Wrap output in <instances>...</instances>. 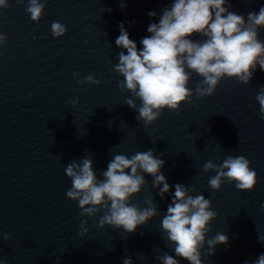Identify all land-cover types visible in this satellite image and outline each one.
I'll list each match as a JSON object with an SVG mask.
<instances>
[{
  "label": "water",
  "instance_id": "95a60500",
  "mask_svg": "<svg viewBox=\"0 0 264 264\" xmlns=\"http://www.w3.org/2000/svg\"><path fill=\"white\" fill-rule=\"evenodd\" d=\"M173 2L47 0L38 23L26 12L28 0H8L9 6L0 9V33L7 36L0 47V264H123L126 257L133 264H160L154 257L163 252L190 264L175 256L161 230L176 184L194 185L192 195L212 201L218 218L206 239L218 232L229 238L213 255L205 243L203 264H254L264 254L258 239L264 236V119L256 100L264 70L257 66L249 84L225 78L207 97L196 95L202 77L191 73V102L179 111L164 109L152 125L136 119L138 111L125 103L135 98L121 91L123 77L113 71L118 53L127 54L116 45L120 25L142 49L140 41L151 35L148 26L159 23ZM228 2L229 11L246 21L264 7V0ZM152 11L155 17L148 15ZM53 21L67 27L63 37L53 36ZM189 38L206 39L198 33ZM259 39L264 42V27ZM88 75L101 84H80ZM148 150L165 161L161 172L172 189L161 198L153 177L141 173L147 184L132 203L145 207L144 200L153 196L160 215L135 233L99 228L103 210L95 218L84 217L78 202L67 198L71 180L64 169L73 160L90 153L102 180L115 154L131 157ZM240 155L258 174L255 188L241 191L236 182L225 181L220 191L211 189L208 180L216 173H204L202 166ZM85 219L89 232L82 236Z\"/></svg>",
  "mask_w": 264,
  "mask_h": 264
},
{
  "label": "clouds",
  "instance_id": "9594fccd",
  "mask_svg": "<svg viewBox=\"0 0 264 264\" xmlns=\"http://www.w3.org/2000/svg\"><path fill=\"white\" fill-rule=\"evenodd\" d=\"M18 2L23 3V0ZM46 4L47 0H28L26 12L38 23ZM8 6V0H0V9ZM230 7L228 0H174L163 10L159 23L148 26L151 35L140 41L142 49L130 38L123 23L120 25L116 45L126 49L127 54L124 51L118 53L119 62L113 71L123 77L119 82L121 91L131 92L135 98H126L125 103L138 111V121L152 125L164 109L179 111L183 103H190L193 96L189 87L191 73L202 77L195 89L196 95L207 97L215 93L225 78L249 84L257 66L264 70V42L259 39V29L264 27V7L258 13H249L247 21L244 16L229 11ZM148 15L155 17L157 14L152 11ZM51 29L56 38L63 37L68 31L57 21L52 22ZM197 33L206 39L193 41L189 38ZM6 40L7 36L0 33V47ZM79 83L99 85L101 81L88 75ZM256 100L264 119V88ZM72 103L78 104L79 98ZM93 164L89 153L79 162L73 160L64 169L71 180L66 196L78 202L81 216L95 218L103 210L97 222L99 228L111 226L122 228L123 233H135L139 226L160 215L153 196L144 200L145 207L132 203L133 197L147 184L141 173L153 177L152 186L158 189L161 198L171 192L172 186L161 172L165 161L156 158L152 150L139 151L131 157L115 154L107 170L101 173L102 180L97 178ZM250 164L245 156L240 155L228 156L219 165L208 161L202 167L204 173H216L208 180L210 188L215 191H220L225 181L236 182L241 191H251L258 183V174ZM174 187L172 202L161 220V230L176 257L190 264H203L201 249L205 243L209 246L208 254L213 255L216 246L227 244L229 238L218 232L206 239L212 231L211 221L218 218V213L212 210V201L202 194L192 195L196 192L194 185L176 184ZM80 228L82 236L89 232L87 219L81 221ZM4 239L9 237L5 235ZM122 239H127V235ZM258 239L264 243V236ZM154 259L160 264H179V260L167 252ZM123 264H133V261L126 257ZM254 264H264V254Z\"/></svg>",
  "mask_w": 264,
  "mask_h": 264
}]
</instances>
